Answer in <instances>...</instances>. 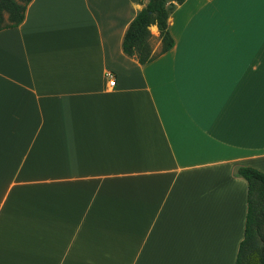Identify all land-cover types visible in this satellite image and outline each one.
Segmentation results:
<instances>
[{"label":"crops","instance_id":"crops-1","mask_svg":"<svg viewBox=\"0 0 264 264\" xmlns=\"http://www.w3.org/2000/svg\"><path fill=\"white\" fill-rule=\"evenodd\" d=\"M148 2L31 0L0 30V264L235 263L264 0L175 3L173 48L140 65L122 41Z\"/></svg>","mask_w":264,"mask_h":264},{"label":"trees","instance_id":"trees-1","mask_svg":"<svg viewBox=\"0 0 264 264\" xmlns=\"http://www.w3.org/2000/svg\"><path fill=\"white\" fill-rule=\"evenodd\" d=\"M31 0H0V30L15 28L24 20ZM185 0H149L128 26L122 41V50L140 65L151 62L174 46L167 20L174 4ZM157 27L159 50L152 52L153 37L149 27ZM236 174L248 186L247 212L244 236L239 244L234 264H264V173L249 167L238 168Z\"/></svg>","mask_w":264,"mask_h":264},{"label":"rangeland","instance_id":"rangeland-1","mask_svg":"<svg viewBox=\"0 0 264 264\" xmlns=\"http://www.w3.org/2000/svg\"><path fill=\"white\" fill-rule=\"evenodd\" d=\"M157 43V39L156 38H153L152 40V46L155 45Z\"/></svg>","mask_w":264,"mask_h":264},{"label":"built area","instance_id":"built-area-1","mask_svg":"<svg viewBox=\"0 0 264 264\" xmlns=\"http://www.w3.org/2000/svg\"><path fill=\"white\" fill-rule=\"evenodd\" d=\"M108 85H109V86H113V85H114V80L109 81V82H108Z\"/></svg>","mask_w":264,"mask_h":264}]
</instances>
